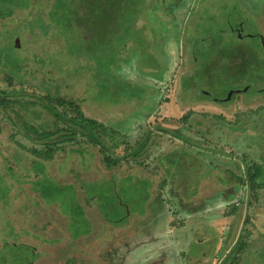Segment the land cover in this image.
I'll use <instances>...</instances> for the list:
<instances>
[{
    "label": "rangeland",
    "instance_id": "1",
    "mask_svg": "<svg viewBox=\"0 0 264 264\" xmlns=\"http://www.w3.org/2000/svg\"><path fill=\"white\" fill-rule=\"evenodd\" d=\"M251 1L146 0L134 26L123 29L115 21L104 37L87 36L81 58L70 45L54 47V64L78 71L77 81L89 93L85 116L115 132L116 156L124 151L123 136L131 135L134 144L144 137V144L134 155L130 151L135 160L125 168H105L102 156L94 169L93 160L79 163L63 145L51 162L37 158L49 163L44 169H27L14 154L29 155L22 148L31 144L10 139L0 115V264H105L116 229L140 224L151 206L154 214L163 211L157 189L164 180L182 185L185 203L198 200L192 209L178 210L176 199L168 210L175 221L171 244L189 264H222L237 244H247L239 264H264V0ZM236 26L250 38L231 33ZM82 29L87 32L86 21ZM50 35L34 44L21 32L11 41L18 40L16 48H24L30 62L34 52L40 57L50 46ZM1 76L0 92L18 93L8 101H32L20 91L40 93L17 80L8 85ZM81 93L60 96L74 100ZM257 167L262 177L250 195L246 171ZM225 192L235 203L219 209ZM203 214L211 217L213 236L187 245L191 234L183 233L176 241ZM178 218L183 225L177 227ZM11 221L19 222L17 228Z\"/></svg>",
    "mask_w": 264,
    "mask_h": 264
},
{
    "label": "trees",
    "instance_id": "2",
    "mask_svg": "<svg viewBox=\"0 0 264 264\" xmlns=\"http://www.w3.org/2000/svg\"><path fill=\"white\" fill-rule=\"evenodd\" d=\"M253 3L254 0L251 1V4ZM145 5L146 0H0V74L4 75L1 77H5L8 85H12V81L17 80L20 85L25 84L28 87L35 85L36 90L40 92L27 95L20 91L19 95L23 94L32 98L31 102L17 100L11 102L7 98L11 94L18 95L17 92H0V96L6 97V99L0 98V115L4 124L10 129V139L19 136L28 140L31 148H22V150L35 157L30 159L29 155L14 154L20 165H26L29 169L41 164L44 169L49 163L46 165L43 161H36L37 158L42 155L46 161L51 162L53 154L60 151L63 145H67L70 154H77L79 163L83 161L87 164L93 160L94 163L90 166L94 169L98 168V164L95 165V163L100 160L96 158L102 156L101 163L103 162L105 168L128 164V159L135 160L129 158L130 151L134 155L144 144V137L137 139L134 144L130 141L131 135L123 136V142L120 144L123 145L124 151L121 156H116L119 144L113 143L114 139L111 138L116 135L115 132L110 131V128L104 124L85 116L82 106L91 105L89 93L77 81L80 76L78 71L66 72L62 68L59 70L60 68L54 64V58L57 55L54 47H60L62 44L70 45L76 55L81 58L83 53L79 46L84 43L85 38L104 37L102 34H109L110 27L115 21L123 29H126L125 25L134 26L141 8ZM81 14L82 18H80ZM85 17L86 20H82ZM85 21L87 32L82 29ZM21 32L31 35L34 44L40 36L48 39L51 33V44L46 47L40 57L34 52L33 60L28 62L23 57L25 49L16 48V42L11 41L12 37L17 35L19 37ZM230 32L241 36V39L250 38V36L243 38V31L237 26L231 28ZM254 37L262 39L257 32L254 33ZM85 56L88 55L85 54ZM29 64H33L31 71L27 68ZM66 90L73 96L77 91L82 93L77 96V99L74 98L75 101L66 100L60 96L61 92L64 93ZM203 95L208 96L205 93ZM260 110L264 111V108ZM256 113L259 112L256 111ZM187 118L188 116L182 119L185 121ZM40 121L42 123L45 121L46 124L40 126ZM133 145L135 147L131 149L130 146ZM42 146L43 150H38V147ZM138 156L140 155L136 154L135 158ZM141 166L145 167L144 164ZM83 167L87 166L81 165V168ZM261 177L262 172L259 167L256 171L247 169L245 185L250 195L259 188L257 180ZM164 186L163 182L162 187ZM252 198L257 200L258 195H252ZM16 204L25 205V201ZM18 223V221H11L9 226L17 228ZM246 249L247 244H237L228 251L222 264L242 263L244 260L241 256ZM104 261H106L105 264H112L108 257Z\"/></svg>",
    "mask_w": 264,
    "mask_h": 264
},
{
    "label": "crops",
    "instance_id": "3",
    "mask_svg": "<svg viewBox=\"0 0 264 264\" xmlns=\"http://www.w3.org/2000/svg\"><path fill=\"white\" fill-rule=\"evenodd\" d=\"M123 168H125V165ZM160 175L164 176L162 173H160ZM161 182H164L165 186L162 187L161 184L162 190L157 189V192H160V196L157 199L159 205L157 206H161L163 211L160 209L159 213L156 212L154 214L153 209H156V206H151L149 208L151 210L149 216L140 224H131L126 228L124 227L125 229H116L113 232V235H111L112 240H110L107 245L110 251L108 258L112 264H189V262L184 259H188L187 255L183 252L180 253L178 248L171 244L173 241L171 237L173 233L172 226L175 224V221L174 215L171 212H168V210L169 203L173 202V200L177 199L179 204H181H178L177 207H173L178 210H182L181 208H186L187 210L192 209L198 200L192 198L188 203H185L184 201L186 199L180 196L185 194L182 185L177 182L165 180ZM155 184H157V182ZM167 192H171L169 198L166 197ZM224 194L226 195L225 200L216 205L219 209H223L235 203L234 200L231 201L232 199L230 200L228 198V192H225ZM182 198L183 200H180ZM158 215L161 217V222H159L160 220L157 218ZM210 219L211 217H205L204 214L201 217H195L193 219L195 224L191 225L192 231L187 233L182 231L176 241H180V239L182 241L183 233L186 235L191 234V236L187 235L189 238L184 239L187 245L194 240H196L197 243H200L205 237L206 239H210L214 233L213 226L210 224ZM187 222L193 223L192 221L189 222L188 219ZM179 224L183 225V223L180 222V218H178L177 227ZM203 229L205 230V233L203 232ZM197 237L203 238L200 240ZM105 243L106 241L100 243V245L104 247L103 245Z\"/></svg>",
    "mask_w": 264,
    "mask_h": 264
},
{
    "label": "water",
    "instance_id": "4",
    "mask_svg": "<svg viewBox=\"0 0 264 264\" xmlns=\"http://www.w3.org/2000/svg\"><path fill=\"white\" fill-rule=\"evenodd\" d=\"M16 45H18V40L16 41ZM230 97V96H229ZM229 97H228V99H229Z\"/></svg>",
    "mask_w": 264,
    "mask_h": 264
},
{
    "label": "flooded vegetation",
    "instance_id": "5",
    "mask_svg": "<svg viewBox=\"0 0 264 264\" xmlns=\"http://www.w3.org/2000/svg\"><path fill=\"white\" fill-rule=\"evenodd\" d=\"M241 37V36H240Z\"/></svg>",
    "mask_w": 264,
    "mask_h": 264
}]
</instances>
